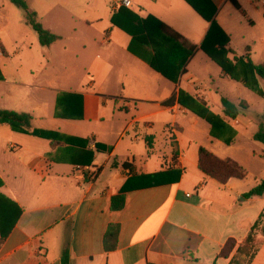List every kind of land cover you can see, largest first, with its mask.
I'll use <instances>...</instances> for the list:
<instances>
[{"label": "crops", "instance_id": "0c3cea01", "mask_svg": "<svg viewBox=\"0 0 264 264\" xmlns=\"http://www.w3.org/2000/svg\"><path fill=\"white\" fill-rule=\"evenodd\" d=\"M84 1L92 7L93 0ZM103 1L111 5L110 15L102 19L107 23L101 41L105 57L91 64L92 79L81 81L78 89L57 87L55 68L45 57L26 61L29 53H23L32 43L15 51L19 60L0 61V109L30 113L31 130L58 134L53 141L0 126L16 133L10 134L11 152L3 151L9 156L0 167V193L17 213L0 247V264H62L65 250L69 264H230L264 210V195L245 196L262 181L248 184L249 175L220 183L205 174L199 167L200 147L221 159L232 158L228 150L216 151L194 139L186 143L181 135L179 117L189 111L178 102L181 91L206 106L217 103L210 86L189 68L210 23L186 0H131L130 7L121 0ZM210 1L217 23L230 37V52L237 44L247 54L256 36L264 38V0H236L240 9L230 0ZM121 7L142 18L154 16L197 47L177 84L150 66V49L112 23ZM36 13L39 20L41 13ZM244 25L259 27V32ZM56 35L49 49L62 40ZM235 35L240 37L236 43ZM0 45L1 58L8 52ZM172 97V106L163 105ZM54 98L55 122L47 125ZM220 110L228 122L224 107ZM232 120L240 124L239 116ZM193 124L199 120L193 118ZM97 143L109 149L100 151ZM124 187V206L113 209L112 199ZM111 228H117V238L109 240L115 245L109 250ZM230 239L236 246L229 257H220ZM256 239L259 251L251 264H264L260 229Z\"/></svg>", "mask_w": 264, "mask_h": 264}, {"label": "rangeland", "instance_id": "374dc122", "mask_svg": "<svg viewBox=\"0 0 264 264\" xmlns=\"http://www.w3.org/2000/svg\"><path fill=\"white\" fill-rule=\"evenodd\" d=\"M26 1L31 10L40 11V23L45 28H52L56 34L62 36V40L54 44L51 49L43 46L39 41L38 34L28 24L25 11L10 0H0V41L8 52V55L1 57L0 61H4L6 57L15 61L19 60L20 56L15 55V51L20 50L22 45L32 43L34 46L29 45L31 47L29 52L23 53L24 56L29 53L26 61L45 57L55 68L51 72H55L53 77L58 83L57 87L78 89L81 81L92 79L91 64H95L96 60L105 57V48L101 41L107 23L102 19L110 15V2L106 5L103 0H93L90 8L84 0H67V4L70 2L69 5L63 3V0ZM85 16L89 18V21L84 19ZM244 28L249 32L251 30L259 32V27L250 29L244 25ZM239 39L240 37L237 35L234 36L235 43ZM255 39V43L250 44L251 57L256 64H264V38L258 35ZM226 48L228 49V58L234 63V55L243 57L246 54V49L237 44L233 53L228 47ZM2 49L0 45V50ZM189 68L210 86L212 94L216 97L215 100L217 99V103L211 104L209 107L191 96L195 99L192 101L195 106H206L212 114H222L220 109L224 106L221 97L224 96L234 102L245 100L250 104V107L240 110L239 125L229 119L228 122L226 121L228 127L226 131L212 141L209 139L211 125L205 118L188 109L186 117H181V115L179 117V125L183 128L181 130L182 137L186 143L194 139L203 146H210L216 151L227 149L229 157L237 159L247 168L249 175L247 183L255 185L257 181L264 179V144L252 138L253 133L264 129V95L258 94L250 87L231 78L222 70L227 76L223 77L220 65L203 50L200 55L191 60ZM254 76L258 87L264 92V80H261L256 74ZM53 95H56V91L53 92ZM54 113L55 98L48 106L47 115L49 116L45 120L47 125L55 122ZM193 118L199 120L198 125L194 126ZM195 127L197 131L193 132L192 128ZM10 134L16 133H13L10 127H0V167L9 156L3 155V151L11 152L8 148V143L11 140ZM228 139L233 141L228 143ZM254 153H257L258 156H255Z\"/></svg>", "mask_w": 264, "mask_h": 264}, {"label": "trees", "instance_id": "16d2710c", "mask_svg": "<svg viewBox=\"0 0 264 264\" xmlns=\"http://www.w3.org/2000/svg\"><path fill=\"white\" fill-rule=\"evenodd\" d=\"M10 1L25 11L28 24L38 34L39 41L43 46H50L59 39L58 35L46 29L40 23L36 11L30 9L26 0ZM186 1L210 23L209 32L200 45V49L220 65L222 70L231 78L250 87L258 94L264 95V92L258 87L256 79H254V74L260 79H264V64H255L253 62L250 56V48L245 56L235 57V63L230 60L228 58V49L226 48L230 37L215 19L216 7L210 0ZM230 1L240 9V5L236 0ZM112 23L129 33L134 40L140 42L153 52L149 63L154 70L176 84L179 82L181 75L186 72L189 59L197 50L195 45L190 44L181 34L154 16L149 15L146 18H142L127 8L121 7L118 12L114 13ZM2 79L3 75L0 72V80ZM192 101H195V99L189 94L184 91L180 92L178 98L179 104L205 118L211 125V135L213 137H218L219 134L226 131L228 128L227 123L222 116L212 114L206 106H195ZM174 102L175 97H172L163 102V105L172 106ZM222 104L224 106L225 116L231 119H236L241 109H247L249 107L248 103L244 100L239 103H234L226 97H222ZM32 121L33 116L30 113L0 109V126L9 125L13 130L18 132L29 133L53 141L57 139L58 134L55 132L40 129L31 130ZM253 139L264 144V129L262 128L254 134ZM66 141L70 143L72 139L67 138ZM81 141L83 143L87 142L86 140ZM232 141V139L227 140L228 143ZM96 148L100 151L109 149L100 143L96 144ZM92 159L93 156L88 160V163H91ZM124 167H128V164L124 163ZM199 167L205 174L217 179L220 183H226L231 178L245 179L248 175L246 169L236 160L232 158L221 159L204 147H200L199 150ZM2 185L3 182L0 180V186ZM125 192L126 188L124 187L118 195L113 197V209L123 208ZM262 195H264V180L245 194L246 197ZM9 202L10 200L4 194L0 193V247L9 235L13 221L17 218V213L8 205ZM258 229L264 234V210L244 242L239 246L238 255L231 260L230 264H251L259 251V244L256 239V231ZM111 238H117V228H111L106 235V248L109 250L115 248L114 244L109 245ZM235 246L236 241L234 239L228 240L220 253V257H229ZM69 262V254L65 250L62 255V264H69Z\"/></svg>", "mask_w": 264, "mask_h": 264}, {"label": "built area", "instance_id": "2783aa9c", "mask_svg": "<svg viewBox=\"0 0 264 264\" xmlns=\"http://www.w3.org/2000/svg\"><path fill=\"white\" fill-rule=\"evenodd\" d=\"M121 4L126 7H130L132 5L131 0H121ZM1 53V51H0Z\"/></svg>", "mask_w": 264, "mask_h": 264}]
</instances>
